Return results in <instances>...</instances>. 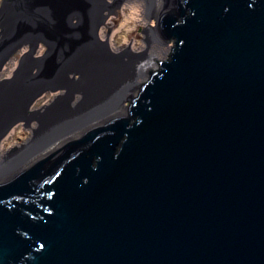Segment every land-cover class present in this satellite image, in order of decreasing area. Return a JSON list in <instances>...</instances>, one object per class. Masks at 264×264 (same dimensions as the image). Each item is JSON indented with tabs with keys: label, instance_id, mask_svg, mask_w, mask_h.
Here are the masks:
<instances>
[{
	"label": "water",
	"instance_id": "1",
	"mask_svg": "<svg viewBox=\"0 0 264 264\" xmlns=\"http://www.w3.org/2000/svg\"><path fill=\"white\" fill-rule=\"evenodd\" d=\"M123 1H0V72L26 49L0 143L37 123L0 159V264H264V0H141L145 47L115 52Z\"/></svg>",
	"mask_w": 264,
	"mask_h": 264
},
{
	"label": "rangeland",
	"instance_id": "2",
	"mask_svg": "<svg viewBox=\"0 0 264 264\" xmlns=\"http://www.w3.org/2000/svg\"><path fill=\"white\" fill-rule=\"evenodd\" d=\"M1 1V0H0ZM112 1V0H110ZM146 9V5L141 0H124L120 5V19L118 23L114 26V22L110 19L106 20V25L108 27L114 26L110 35H109V46L110 49L118 52L125 47H128L132 51H141L145 47V39L143 34V28L145 26V18L144 12ZM110 18L115 20L116 15H110ZM148 24L154 26V18L151 17L148 20ZM107 36V28L103 26L99 31V38L104 39ZM171 46V42L156 45L150 43L147 52L153 56V60L150 62L149 70H156L159 65V62L164 61L169 53V49ZM26 49H22L14 57L11 58L9 62H7L0 72V80L3 78H10L12 76V71L18 65V58L22 52ZM44 48H40L36 55L42 54ZM142 61V65H147L146 62L149 61L148 58L142 57L140 59ZM145 62V64H144ZM141 63V62H140ZM147 78V72L144 75L138 76L137 83L144 82ZM64 94L63 90H57L55 92H46L42 96H40L34 104L32 105V110L39 109L43 105H48L54 99L62 96ZM75 99L71 102V105L74 102L78 101L80 96L78 94L74 95ZM32 128H37V123L35 121L30 122ZM24 126V123H19L14 126L7 136L0 143V159L5 155L13 146L24 144L29 141L32 137V128Z\"/></svg>",
	"mask_w": 264,
	"mask_h": 264
},
{
	"label": "bare ground",
	"instance_id": "3",
	"mask_svg": "<svg viewBox=\"0 0 264 264\" xmlns=\"http://www.w3.org/2000/svg\"><path fill=\"white\" fill-rule=\"evenodd\" d=\"M149 61L146 62L147 65H142V61H139L137 64V72L139 76L146 74V72L149 70V65L151 64L150 62L152 61L151 59H148ZM141 62V63H140ZM145 64V62H144ZM69 134H72V132H69ZM4 156V155H3Z\"/></svg>",
	"mask_w": 264,
	"mask_h": 264
},
{
	"label": "flooded vegetation",
	"instance_id": "4",
	"mask_svg": "<svg viewBox=\"0 0 264 264\" xmlns=\"http://www.w3.org/2000/svg\"><path fill=\"white\" fill-rule=\"evenodd\" d=\"M106 3L109 5L110 11L113 9V2L111 3L110 0H106ZM111 13V12H110ZM32 130V129H31ZM32 135H33V130H32ZM31 139V138H30ZM29 139V140H30Z\"/></svg>",
	"mask_w": 264,
	"mask_h": 264
}]
</instances>
